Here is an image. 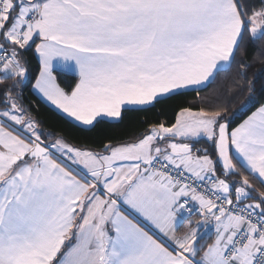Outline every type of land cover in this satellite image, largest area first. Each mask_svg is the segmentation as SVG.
Instances as JSON below:
<instances>
[{"label": "snow or ice", "instance_id": "snow-or-ice-1", "mask_svg": "<svg viewBox=\"0 0 264 264\" xmlns=\"http://www.w3.org/2000/svg\"><path fill=\"white\" fill-rule=\"evenodd\" d=\"M25 91L86 128L195 97L93 149ZM0 264H264V0H0Z\"/></svg>", "mask_w": 264, "mask_h": 264}, {"label": "trees", "instance_id": "trees-1", "mask_svg": "<svg viewBox=\"0 0 264 264\" xmlns=\"http://www.w3.org/2000/svg\"><path fill=\"white\" fill-rule=\"evenodd\" d=\"M30 65L36 70V61L30 60ZM259 68L255 65L253 71ZM63 86V85H62ZM207 93H201L206 95ZM23 103L31 110L35 118L40 121L41 129L44 133H52L48 141L58 135H63L65 140L78 148L99 149L103 143L113 144L124 143L134 140L139 134L144 132L149 124L164 121L170 124L175 121V113L180 106L193 104L195 93L184 96H174L161 100L145 111H125L123 118L119 122H112L106 119L101 120L95 127H73L66 119L53 108L45 104L33 92H24ZM199 107L198 104L193 105ZM239 121H237L238 123ZM232 126H235L234 124ZM202 145V144H201ZM258 183V181H254Z\"/></svg>", "mask_w": 264, "mask_h": 264}, {"label": "crops", "instance_id": "crops-1", "mask_svg": "<svg viewBox=\"0 0 264 264\" xmlns=\"http://www.w3.org/2000/svg\"><path fill=\"white\" fill-rule=\"evenodd\" d=\"M38 98H40L45 104H47L48 106H50L51 108H53L56 112H58V110H56L55 108H54V106H52V105H50V103L49 102H47L46 100H44L41 96H39V94H37V93H35V92H33ZM107 120V119H106ZM55 139V138H54ZM54 139H52V140H49V142H53L54 141ZM202 145H197V147H201Z\"/></svg>", "mask_w": 264, "mask_h": 264}]
</instances>
